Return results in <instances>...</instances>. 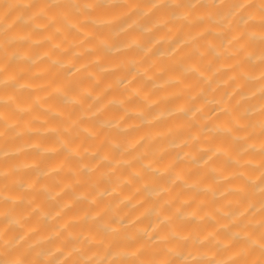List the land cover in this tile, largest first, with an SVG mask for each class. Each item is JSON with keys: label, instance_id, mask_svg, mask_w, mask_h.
Segmentation results:
<instances>
[{"label": "clouds", "instance_id": "1", "mask_svg": "<svg viewBox=\"0 0 264 264\" xmlns=\"http://www.w3.org/2000/svg\"><path fill=\"white\" fill-rule=\"evenodd\" d=\"M0 264H264V0H0Z\"/></svg>", "mask_w": 264, "mask_h": 264}]
</instances>
